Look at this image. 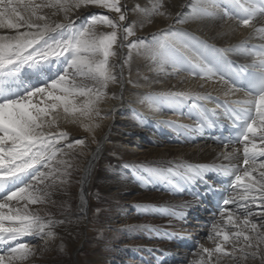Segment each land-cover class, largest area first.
Masks as SVG:
<instances>
[{"label": "snow or ice", "instance_id": "obj_1", "mask_svg": "<svg viewBox=\"0 0 264 264\" xmlns=\"http://www.w3.org/2000/svg\"><path fill=\"white\" fill-rule=\"evenodd\" d=\"M90 7L108 14L92 13L77 24L82 10ZM181 7L187 11L173 15L165 0H147L131 9L126 0H0V244L26 236L46 244L55 240L57 226L66 221L50 211L41 214L42 209L33 206L54 204V195L68 194L74 161L87 148L85 139H71L61 124L79 123L93 134L99 127L95 119L107 118V114L101 115L100 105L120 99L108 89L123 88L124 69L130 68L135 56L148 61L150 71L158 75L176 76L181 81L199 78L227 89L223 103L210 92L146 94L140 102L157 114L167 106L173 115L183 116V107L191 101L192 124L158 123L185 137L202 135L205 128L216 127L211 117H218L222 109L234 133L218 138L225 149L218 159L226 163L168 161L160 165L126 163L123 167L136 173L140 182L151 183L154 178L166 183L173 194L190 191L187 186L197 184L213 187L208 173L224 177L226 195L206 237L214 247L199 245L193 264H247L249 260L264 264V45L250 47L242 41L216 48L174 26L221 20L251 30L250 35L264 36V27H256L257 22L264 23V0H185ZM154 17L173 23L152 33L150 40L137 36V28L152 23ZM125 48L127 55L123 56ZM232 52L250 58V63L237 67L226 58ZM226 68L234 70L235 77L242 76L246 87H237ZM240 91L244 92L242 98L227 99ZM206 103H215V107L208 108ZM92 142L98 143L94 135ZM77 182L83 185L85 180ZM193 195L199 198L198 193ZM80 201L83 209L86 198L81 195ZM187 207L164 205L142 211L183 220L187 213L182 210ZM149 231L159 233L158 229ZM162 235L185 238L170 232ZM36 254L30 244L17 242L0 254V264H26Z\"/></svg>", "mask_w": 264, "mask_h": 264}, {"label": "bare ground", "instance_id": "obj_2", "mask_svg": "<svg viewBox=\"0 0 264 264\" xmlns=\"http://www.w3.org/2000/svg\"><path fill=\"white\" fill-rule=\"evenodd\" d=\"M146 2L147 0H126L129 9L137 3L143 6ZM184 2L185 0H165V6L175 15L187 11L181 7ZM92 13L108 14L105 10L90 7L82 10L81 19L77 24L82 23L83 19ZM131 19H139V17L132 16ZM169 23L173 21L154 17L152 23H146L142 29L137 28V36L150 40L152 33ZM174 26L183 28L200 41L216 48L239 45L242 41H247L250 47L259 48L264 45V36L259 33L250 35L251 30L239 28L234 22L205 20ZM256 27H264V23L257 22ZM126 55L125 48L123 56ZM226 58L236 66L243 62L250 63V58L236 52L227 53ZM119 62L122 63V59ZM225 71L229 72V69L226 68ZM230 74L234 77L233 71ZM144 77L148 79L145 80ZM129 80L132 83H129ZM201 83L205 84L203 88L199 87ZM168 90L210 92L214 100L223 103L226 99L223 93L227 89L219 83L211 81L205 83L199 78L181 81L176 76L158 75L150 71L148 61L134 56L130 68L124 69L123 88L113 86L108 89L120 99L106 100L100 105L101 115L107 114V118L95 119L94 123L99 124V127L93 134L84 131L79 123L61 124V129L67 131L71 139H85L87 148L83 155H79L74 161L72 183L68 194L54 195L52 197L54 204L33 206L41 208V214L50 211L58 220L66 221L57 226L58 235L55 240H49L46 244L44 240L33 236L22 237L11 244H0V246L5 245L0 249V254L7 252L17 242L42 240L41 247L35 248L37 254L30 257L26 264H108L112 254L128 248L131 252L136 251L141 254L137 257L143 264H193L197 259L195 253L199 245L214 247V243L206 237L211 223L218 219V216L210 220L207 226L199 219L197 212L191 213L193 220L191 218L180 220L152 212L143 214L142 209H152L154 206L182 204L190 206L196 203V196L189 186L187 187L190 191L173 194L166 183L154 178H151V183L140 182L136 179V173L123 167L126 163L160 165L168 161L193 165L226 163L218 159V155L225 151L224 147L216 145L212 139L205 137L208 128H205L202 135L196 133L185 137L178 134L175 128L158 123L160 120H173L178 124L190 125L193 121L189 119L188 108L182 109L183 116L173 115L167 106L157 114L140 102L146 94ZM239 93L236 95H240ZM206 106L214 108L215 103H206ZM221 112L222 109L218 110V117H221ZM116 114L118 117L115 116ZM93 135L98 143L92 142ZM186 139L188 142H185ZM227 150L231 151V147ZM76 152L79 153L80 149H76ZM81 179L85 180L83 185L77 182ZM196 187L200 188L201 184H197ZM81 195L86 198L83 209L80 207ZM182 211L187 212L188 207ZM104 227H109L111 230L108 233L103 232L102 237L96 238L95 233ZM150 228L158 229L159 233L149 231ZM189 231L191 232L188 234ZM163 232L178 234L185 238L169 239L162 235ZM112 233L115 234L111 235ZM201 233L206 234L205 241L204 238L201 239ZM191 235L201 239V242H198L199 238L192 240L193 250H187L185 245L178 247L179 244L191 240ZM62 245L66 246L68 254L61 250ZM142 262L137 261L138 264ZM224 264L229 262L225 261ZM247 264H259V261L249 260Z\"/></svg>", "mask_w": 264, "mask_h": 264}, {"label": "rangeland", "instance_id": "obj_3", "mask_svg": "<svg viewBox=\"0 0 264 264\" xmlns=\"http://www.w3.org/2000/svg\"><path fill=\"white\" fill-rule=\"evenodd\" d=\"M116 117H118V115H115ZM187 226V225H186ZM105 230V231H103ZM111 229L109 227H104L102 228L101 231H99L98 233H95V237L96 238H100L102 237L103 232L104 233H108ZM113 231H116V229H113ZM191 231L188 232V234ZM115 233H112L111 235H114ZM199 238V237H198ZM203 241H205V238L203 239ZM198 242H201V239L199 238ZM28 244H30L31 246H33L36 249H39L41 247V243L42 240H31L29 242H27ZM61 248L63 249V251H65L66 254H68V251L66 250V246L64 247V245L61 246ZM130 248H128L127 250L124 249L122 251H118L114 254L111 255V260L108 262V264H138L137 261L142 262V260H138L139 258L137 257V255H141L138 252H131L129 250ZM189 250V249H187ZM181 254V253H180ZM179 254V256H180ZM127 260V261H126ZM143 264V262H142Z\"/></svg>", "mask_w": 264, "mask_h": 264}]
</instances>
